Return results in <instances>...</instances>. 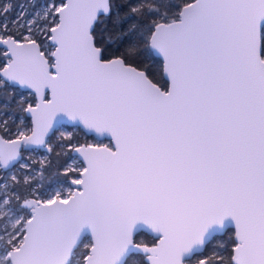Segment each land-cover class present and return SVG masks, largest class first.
<instances>
[{
    "label": "snow or ice",
    "instance_id": "1",
    "mask_svg": "<svg viewBox=\"0 0 264 264\" xmlns=\"http://www.w3.org/2000/svg\"><path fill=\"white\" fill-rule=\"evenodd\" d=\"M0 264H264V0H0Z\"/></svg>",
    "mask_w": 264,
    "mask_h": 264
},
{
    "label": "trees",
    "instance_id": "2",
    "mask_svg": "<svg viewBox=\"0 0 264 264\" xmlns=\"http://www.w3.org/2000/svg\"><path fill=\"white\" fill-rule=\"evenodd\" d=\"M89 142H92V141H91V138H89ZM103 142H104V143H107V140H104Z\"/></svg>",
    "mask_w": 264,
    "mask_h": 264
}]
</instances>
